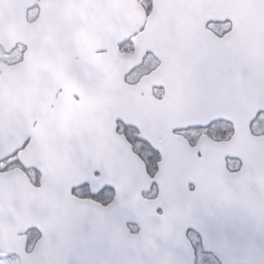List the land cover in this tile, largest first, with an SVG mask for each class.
<instances>
[{"label":"snow or ice","instance_id":"6c2138e0","mask_svg":"<svg viewBox=\"0 0 264 264\" xmlns=\"http://www.w3.org/2000/svg\"><path fill=\"white\" fill-rule=\"evenodd\" d=\"M24 9V38L0 23V264H264V0ZM33 60L63 74L47 95Z\"/></svg>","mask_w":264,"mask_h":264},{"label":"water","instance_id":"95a60500","mask_svg":"<svg viewBox=\"0 0 264 264\" xmlns=\"http://www.w3.org/2000/svg\"><path fill=\"white\" fill-rule=\"evenodd\" d=\"M32 2V0H0V23L3 24V32L5 37L11 42L14 39L24 38L30 34L37 25L27 23L25 19L24 5ZM66 11L77 14H65L66 17L74 23H81L87 25L89 21L92 24L99 23V21L92 15L89 9L84 5L76 7H69ZM78 43L86 44L81 51L91 54L92 63H96L99 58H93V49L97 46V40L93 38L85 28H81L77 33ZM94 59V60H93ZM33 74L51 73L52 75L63 74L60 72L56 64L51 60H33L30 70ZM14 97L11 96V99Z\"/></svg>","mask_w":264,"mask_h":264},{"label":"flooded vegetation","instance_id":"af4514ba","mask_svg":"<svg viewBox=\"0 0 264 264\" xmlns=\"http://www.w3.org/2000/svg\"><path fill=\"white\" fill-rule=\"evenodd\" d=\"M65 14H77V13H72L70 11H66ZM80 48L82 49L83 47H85L86 44L84 43H79ZM82 56H84L85 59L89 60L90 62H92L91 58V54L87 53L85 51H81ZM93 58H95V56H93ZM94 60V59H93ZM32 72V69L30 70ZM53 78L57 81V82H63L64 81V77L60 76L58 74H54L52 75ZM44 76L43 75H37L34 74L33 76V86L31 89V92L34 94H43V95H47V89L46 88H42L41 85L44 82ZM12 97H14L13 99H11L12 103L14 105L19 106L21 101L19 99L16 98L15 95H12ZM58 112H59V116L61 118V122L64 123L67 120L71 119L73 121L74 124H78V125H85L87 123V119H88V112L87 109L85 107H81V106H77L76 109H74L71 105V95L70 93L67 96V99L64 101L63 105L58 106Z\"/></svg>","mask_w":264,"mask_h":264}]
</instances>
